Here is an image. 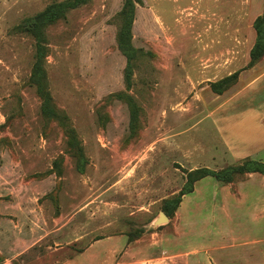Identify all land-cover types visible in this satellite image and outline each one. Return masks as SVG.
Returning <instances> with one entry per match:
<instances>
[{
	"label": "rangeland",
	"instance_id": "rangeland-1",
	"mask_svg": "<svg viewBox=\"0 0 264 264\" xmlns=\"http://www.w3.org/2000/svg\"><path fill=\"white\" fill-rule=\"evenodd\" d=\"M67 1L0 0V264H72L91 245L74 264H168L123 260L110 239L160 233L197 171L239 164L211 113L263 59L250 54L264 0H137L129 77L124 0L19 31Z\"/></svg>",
	"mask_w": 264,
	"mask_h": 264
},
{
	"label": "crops",
	"instance_id": "crops-1",
	"mask_svg": "<svg viewBox=\"0 0 264 264\" xmlns=\"http://www.w3.org/2000/svg\"><path fill=\"white\" fill-rule=\"evenodd\" d=\"M211 116L235 163L264 162V57L240 73L232 94L217 96ZM168 218L160 233L110 239V254L121 250L123 260L136 254L139 261L147 252L162 251L168 264H264V174L250 173L229 184L204 177ZM124 236L126 245L120 244ZM200 255L203 259L193 258Z\"/></svg>",
	"mask_w": 264,
	"mask_h": 264
},
{
	"label": "trees",
	"instance_id": "trees-1",
	"mask_svg": "<svg viewBox=\"0 0 264 264\" xmlns=\"http://www.w3.org/2000/svg\"><path fill=\"white\" fill-rule=\"evenodd\" d=\"M87 0H71L67 2L56 3L47 7L43 12L38 14L35 17L25 19L19 26L18 29L21 32L33 33L36 36H39L40 29L43 26H47L55 23L59 18L64 17L66 12L70 9H74L79 5H82ZM137 0H124L123 9H122V19L123 24L118 33V47L122 53L127 57V76L129 77L132 72V60L136 56V50L131 44V29L135 17V8ZM254 30L256 32V41L251 50V59L252 64L256 63L264 57V4L263 12L259 15L253 24ZM42 53H40V56ZM40 63L38 64V66ZM196 173L197 175L190 183L188 188L184 190L178 198L175 199L174 205L169 210H165L168 217L174 215L175 210L181 202L182 196L187 193H190L193 190V185L196 181L207 177L212 176L216 178L222 184H229L235 181H238L237 176L244 177L250 173H261L264 174V162L256 161L253 159H244L238 165L230 166L226 169L220 171H210L199 170ZM241 179V178H240ZM133 240V239H131Z\"/></svg>",
	"mask_w": 264,
	"mask_h": 264
},
{
	"label": "water",
	"instance_id": "water-1",
	"mask_svg": "<svg viewBox=\"0 0 264 264\" xmlns=\"http://www.w3.org/2000/svg\"><path fill=\"white\" fill-rule=\"evenodd\" d=\"M168 221H169L168 216H166L164 213H161L159 219L157 220V223L159 225H164V224L168 223Z\"/></svg>",
	"mask_w": 264,
	"mask_h": 264
}]
</instances>
